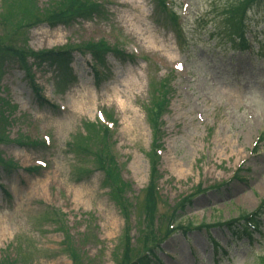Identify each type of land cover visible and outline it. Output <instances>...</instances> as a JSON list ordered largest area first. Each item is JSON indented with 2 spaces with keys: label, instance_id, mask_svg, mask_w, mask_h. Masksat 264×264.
I'll return each mask as SVG.
<instances>
[{
  "label": "rangeland",
  "instance_id": "rangeland-1",
  "mask_svg": "<svg viewBox=\"0 0 264 264\" xmlns=\"http://www.w3.org/2000/svg\"><path fill=\"white\" fill-rule=\"evenodd\" d=\"M87 1L0 0V264H120L150 225L158 264H256L264 208L255 234L228 225L264 197V3L248 54L209 38L226 0H164L176 26L155 0ZM14 47L72 60L23 67Z\"/></svg>",
  "mask_w": 264,
  "mask_h": 264
},
{
  "label": "trees",
  "instance_id": "trees-1",
  "mask_svg": "<svg viewBox=\"0 0 264 264\" xmlns=\"http://www.w3.org/2000/svg\"><path fill=\"white\" fill-rule=\"evenodd\" d=\"M262 1L264 0H226L225 3L223 4L225 7L224 12L221 11V13L218 14L219 16H221V18H218V21L221 24L220 26L221 32L217 34V38H226V39H229L230 41H233V36H236V35L242 36L244 32V21H246V15L248 11L252 10L255 6L259 5ZM155 4H156V7L162 8V12L164 14L166 13L164 0H155ZM96 7H97L96 4L94 3L90 4L88 3L87 0H76V3L73 5V8L68 10L69 13H67L66 11L65 14L63 15H66L67 17L70 15L80 16L84 14H91L92 12L97 11ZM165 16L167 18L171 17V19L174 20L175 12L171 9H168ZM55 19L56 18H54L53 20ZM102 49L103 47L99 46L95 50V53L94 54L92 53V58L94 59L95 63H103L102 62L103 55H101ZM12 50L15 51V54H11L12 57L17 59L23 65V67H26V60L31 59L32 63H35L38 66H41L43 63H48V64H55V65H58L60 67H64L65 69H67L70 61L72 60V54H73L72 53L73 51L68 50V49L30 51L28 54H25V55L17 54L18 49L15 47ZM27 73L31 77L30 73L29 72ZM151 119H152V122L155 123L156 120L158 119L157 113L151 115ZM109 158L110 157H108V159ZM109 161L110 160H107L108 163ZM153 163L154 161H152L151 170H152V173L155 174L156 170H155V166H153ZM105 178L109 179L107 176ZM146 189L148 193L146 196L147 204L151 206L152 203L155 202V199H154V195H155L154 189L155 188L153 187V184L150 183ZM146 210H147V215L148 217H150V221H151V215H152V211H154V208L151 207L150 209L149 208L147 209L146 207ZM249 215H251L250 216L251 218H246L244 219V221H246V223H248L249 225L256 227L258 225V221L256 217L252 216V214H249ZM240 226H242V228L238 227L237 231H241L243 229L248 230L245 224H240ZM174 229H177V228L175 227ZM170 232L171 230L167 229L166 236H168ZM185 232H187V230ZM149 234H150L149 236H144V239L146 242H145L144 248L142 249H146V250H144L143 252H139L138 256L135 257L134 260L133 259L131 260V257L128 253L130 250L129 243L127 242L124 243V247H123L124 254L122 256L123 262L120 264H154L157 261L156 253L154 251H155V248L159 246V244L156 245L157 241L153 242L152 244L148 242L152 238L151 235L154 234V229L152 225H150ZM71 256H72L73 261L76 262V256L73 253H71ZM256 264H264V257L257 260Z\"/></svg>",
  "mask_w": 264,
  "mask_h": 264
}]
</instances>
